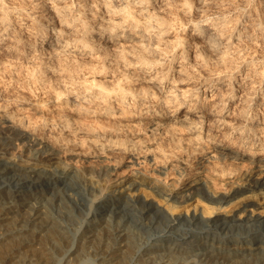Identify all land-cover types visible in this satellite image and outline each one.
I'll list each match as a JSON object with an SVG mask.
<instances>
[{"label":"clouds","instance_id":"1","mask_svg":"<svg viewBox=\"0 0 264 264\" xmlns=\"http://www.w3.org/2000/svg\"><path fill=\"white\" fill-rule=\"evenodd\" d=\"M0 167L52 185L0 197V264H215L167 241L264 218V0H0Z\"/></svg>","mask_w":264,"mask_h":264},{"label":"bare ground","instance_id":"2","mask_svg":"<svg viewBox=\"0 0 264 264\" xmlns=\"http://www.w3.org/2000/svg\"><path fill=\"white\" fill-rule=\"evenodd\" d=\"M12 171L17 170L9 167H0V175L2 176L7 175ZM5 180L7 183L3 182V184L5 183L7 185L9 191L7 193L0 191V197H3L4 199L12 197L21 202L25 199L31 198L33 192L18 190L19 188L30 186L29 184H31V182L23 178V174H13L10 178H5ZM3 184H0L2 185L0 186V190L3 187ZM44 189L48 190L47 188ZM14 190L18 193L13 192ZM49 191H52V189ZM123 195L125 194H115L113 195V199L107 198L95 206L93 210V222L90 225L91 231H94L97 225L103 224L108 217V214L113 212L110 211L106 214H101L103 208L110 204L119 205L118 200H121ZM138 202L141 204L144 212L143 227H148L152 230L155 228L152 219L157 214L155 212H160V210L152 201L145 202L143 198L140 197ZM119 210L115 209L114 211L118 212ZM182 220L185 221L184 218L180 219L181 222ZM214 221H221L222 224H219V229H217L218 225L215 224L216 222H212L211 227L208 228L207 231H197L196 234L190 235L188 239H181L180 236L169 237L168 241L171 243H177L184 249H201L207 254L208 259L215 262V264H252V262H249L250 260L254 261L253 264H264V218L256 217L251 222L239 226L241 229L235 232L232 231V227L230 228L228 224H225L228 221L227 219L217 217ZM183 224H186V222H183ZM195 225L196 228L204 226L198 219L195 220ZM232 225L237 226L234 223ZM204 227L202 228L203 230L205 229ZM219 232L224 233V236L220 237ZM241 236L243 238H239ZM155 243L156 242L152 237H150V242L147 244L145 252L148 253L152 251Z\"/></svg>","mask_w":264,"mask_h":264},{"label":"rangeland","instance_id":"3","mask_svg":"<svg viewBox=\"0 0 264 264\" xmlns=\"http://www.w3.org/2000/svg\"><path fill=\"white\" fill-rule=\"evenodd\" d=\"M15 172V173H14ZM13 174H22V173H20V172H18V171H12L11 173H9V174H7V175H4V176H2V175H0V184H3V182H5L6 180H5V178H10ZM5 183H7V182H5ZM3 184V187H2V189L0 190L1 192H4V193H7L8 191H9V188L7 187V185L6 184ZM30 186H25V187H23V188H17L18 190H25V191H30V192H40L41 191V188H47L48 190V192H51V191H49V190H51L52 189V185H51V183H45L44 185H37V186H34V185H32V184H29ZM31 189V190H30ZM16 190V189H15ZM13 191V192H15V193H18V192H16V191ZM12 192V191H11ZM89 195H91L90 193H89ZM109 198H114V196H110ZM142 198V197H141ZM123 200H124V195H123V198L121 199V200H118V203H119V205L118 204H110V205H108L107 207H104L103 208V211L101 212V214H106V213H108V212H110V211H114L115 209L116 210H119V209H121V205H122V202H123ZM138 200H140V198L138 199ZM80 207L84 210V211H86L87 210V207H86V202H81V205H80ZM155 213H157L156 214V216L152 219V222H153V224H155V226H156V224H158L159 222H161V220H162V217H161V214H160V212H155ZM145 215H147V214H145ZM98 216H100V215H98ZM220 220V219H219ZM185 223L186 222V224H187V221L185 220H182V222L180 221V223ZM216 221H213V223H215ZM234 222L233 221H231V220H228L225 224L227 225L228 224V226L231 228L232 227V231H237V230H239V229H241L239 226H234V225H232ZM216 225H218L217 226V229H219V227H220V225L222 224L221 223V221H217L216 223H215ZM220 224V225H219ZM232 226H231V225ZM204 225V224H203ZM154 226V227H155ZM205 226V225H204ZM203 226V227H204ZM203 227H198L197 228V231H203ZM206 227V226H205ZM204 227V228H205ZM239 227V228H238ZM264 227V226H263ZM143 230H144V236L142 237V242L145 244V245H147L149 242H150V237H152L151 236V229L150 228H148V227H143ZM214 230H216V229H214ZM222 232V231H221ZM221 232H219V236L220 237H222V236H224V233H221ZM204 241V240H203ZM167 242H169V241H167ZM169 243H171V242H169ZM151 246V245H150ZM249 262H252V264H253V262L254 261H249Z\"/></svg>","mask_w":264,"mask_h":264}]
</instances>
